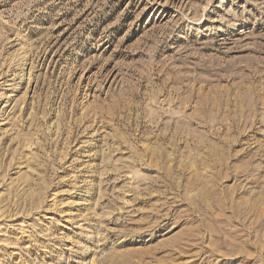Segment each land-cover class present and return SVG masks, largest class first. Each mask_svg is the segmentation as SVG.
Instances as JSON below:
<instances>
[{"label": "rangeland", "instance_id": "374dc122", "mask_svg": "<svg viewBox=\"0 0 264 264\" xmlns=\"http://www.w3.org/2000/svg\"><path fill=\"white\" fill-rule=\"evenodd\" d=\"M0 264H264V0H0Z\"/></svg>", "mask_w": 264, "mask_h": 264}]
</instances>
